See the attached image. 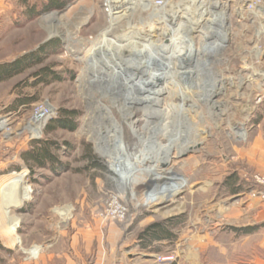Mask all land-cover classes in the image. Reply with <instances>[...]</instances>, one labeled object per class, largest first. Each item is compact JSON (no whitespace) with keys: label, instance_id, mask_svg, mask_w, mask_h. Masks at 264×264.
Returning <instances> with one entry per match:
<instances>
[{"label":"rangeland","instance_id":"obj_1","mask_svg":"<svg viewBox=\"0 0 264 264\" xmlns=\"http://www.w3.org/2000/svg\"><path fill=\"white\" fill-rule=\"evenodd\" d=\"M117 1L0 0V63L56 46L41 55L40 65L0 84V123L7 121L0 130V199L2 188L21 175L29 196L9 217L0 200V264H29L35 249L68 256L74 264H175L204 246L200 236L238 225V211L264 200V187L249 182L264 172L254 156L256 139L264 141V0H199L202 9L220 8L212 9L209 21L201 13L186 28L185 20L170 15L176 6L181 15L191 14L195 7L188 0H156V8L150 0H132L131 10L115 21ZM167 1L169 7L161 9ZM185 3L188 10L181 7ZM163 15L170 24L158 30L156 19ZM152 27L154 52L145 42ZM173 39L192 51L182 54L186 61L202 51L204 62L180 71H190V78H169L163 93L151 95L155 101L133 99L135 89L115 71L86 67L106 46L115 49L113 60L126 58L121 65L127 68L139 60L157 66L158 57L169 56ZM67 44L79 48L76 57ZM144 49L149 51L136 58ZM42 67L55 81L35 76ZM201 73L206 75L198 88L192 80ZM145 76L132 82L138 86ZM79 78L85 92L78 89ZM24 98L33 101L18 105ZM122 104L126 112L118 109ZM102 107L105 118H89ZM41 110L48 118L35 135L29 127ZM62 111L78 116L76 129L45 135L49 120ZM147 134L152 140L144 139ZM45 139L57 146V163L30 172L20 154L32 140ZM87 150L93 166L86 164ZM234 180L240 188L235 194ZM11 186L20 190L17 183ZM114 195L121 203L111 206ZM8 218L16 225L10 227ZM152 224L166 225L172 239H139Z\"/></svg>","mask_w":264,"mask_h":264},{"label":"bare ground","instance_id":"obj_2","mask_svg":"<svg viewBox=\"0 0 264 264\" xmlns=\"http://www.w3.org/2000/svg\"><path fill=\"white\" fill-rule=\"evenodd\" d=\"M119 1H117L118 4L114 5L113 10H112L113 20H115V21H117L120 18H123L124 15L127 14L126 12H124L125 10L126 11L131 10V7L127 6V5L130 4L132 0H119ZM154 1H156V0H150L149 1L150 2V8H156V5L154 4ZM188 1H189L191 6L195 7V10L192 11L191 14H187L185 16L181 15L182 11L179 8L180 6H176L174 12L172 13V15H170L171 18H174V20L176 18H182L183 20H185L186 26L181 25V27H183V28H186L187 24L190 23V22H193V20H194L193 18H197L199 15H201V13H202L203 16L206 15L207 16L206 18L209 21V19H211L212 14H214V10H212V9H217L218 8V7H210L209 6V7H206L205 9H202V7L204 8L205 6H203L201 4V2L197 3V2H199V0H188ZM170 4L171 3L169 1H167V3H165L161 7V9L169 7ZM181 7L182 8L183 7L187 8V9L184 8L183 10H188L189 9V5L187 3H185ZM108 9H109L108 12H110V7L109 6H108ZM168 20H169V18L166 15H163L162 17L160 16L159 18L157 17L156 24L161 25L158 30H164L165 29L164 26L167 27V25L170 24ZM147 30L149 32L150 31L151 32L147 34V40L145 42H147L150 45V49L149 50L154 52L156 50L155 47L157 45L154 44L155 41H152L151 38L153 37V33H155L154 30H156V27L155 28L152 27V28H149ZM216 34H220V33L217 32ZM216 36L217 35H215V36L213 35V39ZM139 39H141V38H139ZM128 46L131 47L132 43L128 44ZM94 47L95 46L91 47L88 50L93 52ZM102 48H103V50L101 49L102 51L100 52L99 55H95V56L93 55L94 57L91 60L87 61V65H86L87 69L88 70H96V69L97 70H103V69H106L107 71H111V72L115 71L116 72V78H118L120 82L124 83V85L126 87H128V88H134L135 89V93L133 95V99L142 100L144 102L155 101L156 99L151 97V95H160L161 93H163L164 90H165V87H166L165 85H167V80L169 78L170 79H174L177 76H179L180 78L184 77V76H188L189 77L191 75L190 71L180 73V71L182 72L185 69L186 66L191 65V64H195L196 65V63L199 64L201 62L202 63L204 62L203 61L204 59L200 58L202 56V51L195 52V54H194L195 55V59L187 58L188 60L186 61L184 59L186 57H183L182 54L186 53L188 56H190L192 51H189V49H183V47L180 44H178L176 41H174V39H173V41H171L170 46L168 47L170 49L169 56L168 57H165V56L164 57L163 56L158 57L157 59L160 60L161 63H159L157 66H153V65L149 66L148 64H146V62H147L146 60H139L137 64H135L131 68H127L126 66L121 65L122 63H125L126 58L114 57V60H113V58H111V56H113V51H115V49L113 47L106 46V47H102ZM67 49H68L69 53H73V55L75 57L80 52L78 47L73 49L72 46H70L68 44H67ZM208 49H210V48H208ZM147 50L144 49V50L140 51V53L138 52V54H136L135 57L136 58L137 57H141L142 54L146 53ZM160 53H163V52H160ZM136 58H134L133 60H135ZM75 60H78V59H75ZM101 65H103L104 67L103 66L101 67ZM176 68L180 69L179 72L178 71H174ZM147 71H148V73H147ZM164 72H166V73H164ZM142 73H146L147 74V76H145V80L146 81L145 82H142V81L139 82L140 85L138 83V86H137L132 81L139 74H142ZM167 73H169L168 75H170L168 78L165 77V75ZM203 75H206V74L205 73L204 74L201 73L199 75L197 74L196 75V79L194 78V80H192V81H195L193 83L196 85V87L198 86V88H199V86L203 85L201 83V81H202V79L204 77ZM83 80L84 79H82V78L80 79L79 78V81L77 83L78 84V89L80 90V92H85L84 91L85 90V85L82 82ZM113 82H114L113 80H111V81L107 80L106 83L112 84ZM197 93L198 92H196V94ZM201 93H205L206 94L207 92L203 90ZM114 94H115V92H114ZM208 95H210V94H208ZM208 95H207V97H208ZM200 97H201V95H200ZM118 103H120V102H118ZM118 107H119L118 109H120L121 111H125V112H126V110L128 108L127 105H123V104L118 106ZM151 112L152 111H150V110L148 111V113H151ZM106 115H108V113L104 112V108L102 107L97 112H91L90 115H89V118H93V117L98 118V116L105 118ZM47 118H48V115H45L43 110H41L40 112L35 114V116L33 118V123L29 127V131L31 133L35 134V135L40 134V132L42 130V125L41 124H43ZM107 118H106V120H107ZM6 123H7V121H2V123H0V130H3L4 128L7 127ZM162 129L164 130V133H165L166 128L165 129L162 128ZM144 139L146 141H148V140H152V137H150V135L147 134V136ZM156 150H157V148H156ZM13 183L19 184L20 190L18 192H14L12 190V188H11L12 186L11 185ZM166 187H169V185L167 184ZM163 191H165V190H163ZM114 196H115V198L113 199V203H112L111 206L119 205L121 203L119 198L116 195H114ZM28 198H29V196H28V188L25 186L24 175L18 176L16 178L12 179L10 182H8L2 188L1 199H0L2 208L4 209L5 214L7 215V217H9V215H10V209L11 208H19L21 206V202L22 201H27ZM8 219H9V224H10L9 226L10 227H13V226L16 225V223H17L16 219H14V218H8Z\"/></svg>","mask_w":264,"mask_h":264},{"label":"crops","instance_id":"obj_3","mask_svg":"<svg viewBox=\"0 0 264 264\" xmlns=\"http://www.w3.org/2000/svg\"><path fill=\"white\" fill-rule=\"evenodd\" d=\"M254 156L262 162L264 168L263 140L256 139ZM230 215L229 219L233 221L235 213L231 211ZM236 216L238 225L233 226L231 221L232 228L228 231H215L200 236L204 246L196 253L191 251L189 255H180L175 264H264V200L257 199L246 204ZM29 255V264H74L68 256L64 258L52 250L35 249ZM154 263L147 259L135 264Z\"/></svg>","mask_w":264,"mask_h":264},{"label":"trees","instance_id":"obj_4","mask_svg":"<svg viewBox=\"0 0 264 264\" xmlns=\"http://www.w3.org/2000/svg\"><path fill=\"white\" fill-rule=\"evenodd\" d=\"M50 5H56L55 0H50ZM51 47L54 48L56 46H51L50 44L43 45L36 52H28L11 62L0 63V84L23 74L27 70L32 69L34 66L40 65L42 63V60L40 59L41 55ZM35 76L39 79H42L41 82H44L46 78H51L53 81H55L54 73L49 72L47 67H42V69L35 73ZM28 77L33 78V73ZM26 81L27 79L24 80V83H26ZM31 86H33V83ZM31 101H33V99L24 98L22 100H18V105H29ZM77 118L78 116L74 112H60L56 118L49 120L47 123V126L45 127V135H50V133H53L59 129L73 132L76 129L75 123ZM57 151V146L48 139L34 142L32 140L28 149L21 152L20 159L30 172L33 170V168L45 169L46 167L54 166L57 163ZM85 159L87 165H94L95 157L89 150H87ZM230 185L232 187L231 191L233 194L239 192L240 188L237 185L236 180L232 181ZM167 229L168 228L166 225L152 224L142 231V233L139 235V239H144L149 243L171 240L172 234Z\"/></svg>","mask_w":264,"mask_h":264},{"label":"built area","instance_id":"obj_5","mask_svg":"<svg viewBox=\"0 0 264 264\" xmlns=\"http://www.w3.org/2000/svg\"><path fill=\"white\" fill-rule=\"evenodd\" d=\"M249 182L255 186L264 187V172L252 175Z\"/></svg>","mask_w":264,"mask_h":264}]
</instances>
